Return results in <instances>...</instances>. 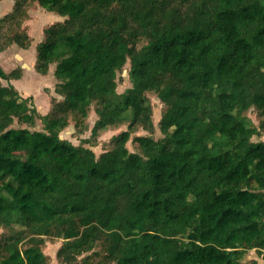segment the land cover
Listing matches in <instances>:
<instances>
[{
    "label": "trees",
    "instance_id": "1",
    "mask_svg": "<svg viewBox=\"0 0 264 264\" xmlns=\"http://www.w3.org/2000/svg\"><path fill=\"white\" fill-rule=\"evenodd\" d=\"M33 4L62 17L35 62L59 98L40 113L2 82L23 68L0 65V264H50L47 238L61 264L264 262V0H15L0 52L30 48ZM150 92L163 137L132 151L155 129ZM121 124L99 155L60 136Z\"/></svg>",
    "mask_w": 264,
    "mask_h": 264
},
{
    "label": "rangeland",
    "instance_id": "2",
    "mask_svg": "<svg viewBox=\"0 0 264 264\" xmlns=\"http://www.w3.org/2000/svg\"><path fill=\"white\" fill-rule=\"evenodd\" d=\"M2 11V9H0ZM32 18L28 21L30 24V32L33 37V44L28 50H23L16 45L11 46L7 50L0 52V65L7 72L12 71L18 67L23 68V75L19 79H12L10 81L3 80L5 85H13L22 96L33 98V103L40 113L45 114L49 111L51 107V100L54 97H58L55 92L56 84L58 82L55 76V65L52 64L50 71L43 75L35 69L34 52L36 46L39 42L44 39V28L55 21V19H62L60 15L53 12L46 11L39 8L38 5L33 4L31 9ZM35 58V59H34ZM130 63H127L122 72L118 76V92L123 93L127 88L131 87V81L129 77ZM149 98L153 106V122L155 125L154 131H148L142 127H137L132 133L131 139L127 143V146L132 151H139L138 143L134 140V137L139 135L152 136L155 139L163 137V133L159 127V121L161 119L162 113L165 110V105L161 102L158 96L150 92ZM91 113V112H90ZM248 116L258 124L259 117L256 110L250 109L247 112ZM95 120L94 112L88 118V124L91 128ZM18 126V124H15ZM43 124L40 119L37 120L35 127L32 129L41 130ZM127 129V124H121L119 126H111L105 130L100 131L97 138L90 137L91 131H86L83 135H78L75 133L73 125L65 128L61 131L60 136L67 139L74 144H79L82 140L88 139L90 143H86V146H90L97 155L103 152L105 149H109L113 146L111 140L112 137L118 134L120 131ZM264 139V137H254V140ZM12 230L8 228H0V240L11 234ZM63 239L60 238H47L45 244L43 245L44 252L49 257L50 264H61L56 256V253L61 246ZM247 259L256 258L259 260L260 264H264L263 260L257 255V253L252 250L249 251Z\"/></svg>",
    "mask_w": 264,
    "mask_h": 264
},
{
    "label": "crops",
    "instance_id": "3",
    "mask_svg": "<svg viewBox=\"0 0 264 264\" xmlns=\"http://www.w3.org/2000/svg\"><path fill=\"white\" fill-rule=\"evenodd\" d=\"M14 2H15V0H0V9H2V11H0V17H2L3 15H5L6 13L10 12L13 9ZM57 20H59V19H57ZM55 21H56V19H55ZM27 24L29 26V31H30V24H29V22H27ZM30 34H31V32H30ZM23 50H25V49H23ZM26 50H28V49H26ZM34 57L36 58V50L34 52Z\"/></svg>",
    "mask_w": 264,
    "mask_h": 264
}]
</instances>
